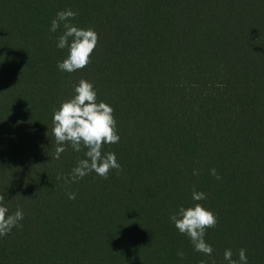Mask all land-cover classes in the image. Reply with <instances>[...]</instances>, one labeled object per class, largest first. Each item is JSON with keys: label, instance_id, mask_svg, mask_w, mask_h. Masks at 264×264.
Segmentation results:
<instances>
[{"label": "trees", "instance_id": "obj_1", "mask_svg": "<svg viewBox=\"0 0 264 264\" xmlns=\"http://www.w3.org/2000/svg\"><path fill=\"white\" fill-rule=\"evenodd\" d=\"M69 8L99 34L73 73L49 31ZM82 78L115 110L122 167L72 181L86 149L55 158L52 113ZM0 198L24 213L0 264H264V0H0ZM195 203L218 215L212 257L169 220Z\"/></svg>", "mask_w": 264, "mask_h": 264}, {"label": "clouds", "instance_id": "obj_2", "mask_svg": "<svg viewBox=\"0 0 264 264\" xmlns=\"http://www.w3.org/2000/svg\"><path fill=\"white\" fill-rule=\"evenodd\" d=\"M77 13L72 9L60 10L51 21V32H56L63 27V32L57 38L56 47L67 49L64 59L57 61V68L61 72L73 73L85 68L91 60L98 45L99 34L91 27H81L71 22ZM113 106L98 99V92L93 82L80 79L73 89V95L62 101L52 113V134L57 144L56 159L65 150V144L71 146L73 151L80 152L86 149L83 159H79L71 170V180L82 179L94 172L97 176L107 178L111 170H120L121 164L117 155L112 151H103L104 145L117 144L121 137L117 127V118ZM198 171L193 170V175ZM210 174L220 179L215 168L210 169ZM69 178H65L68 182ZM69 199H75V194L70 193ZM193 201L207 199V193L193 189ZM24 219L22 210L17 209L10 213L0 198V237L8 235L13 228H20ZM170 222L176 230L186 236L193 250L212 257L214 248L205 239L207 230L215 228L218 224V215L204 204L195 203L185 207L180 205L177 210L169 215ZM183 256V252L178 253ZM223 260L227 264H249L246 249L240 248L237 257L233 258L231 248L223 252ZM201 264H207L202 261ZM212 264H216L215 259Z\"/></svg>", "mask_w": 264, "mask_h": 264}]
</instances>
